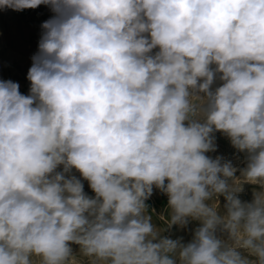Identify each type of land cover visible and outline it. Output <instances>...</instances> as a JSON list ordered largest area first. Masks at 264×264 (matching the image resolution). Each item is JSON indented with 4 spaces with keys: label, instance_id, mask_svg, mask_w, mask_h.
<instances>
[{
    "label": "clouds",
    "instance_id": "1",
    "mask_svg": "<svg viewBox=\"0 0 264 264\" xmlns=\"http://www.w3.org/2000/svg\"><path fill=\"white\" fill-rule=\"evenodd\" d=\"M41 5L28 95L0 80V264H264V0H0Z\"/></svg>",
    "mask_w": 264,
    "mask_h": 264
},
{
    "label": "rangeland",
    "instance_id": "2",
    "mask_svg": "<svg viewBox=\"0 0 264 264\" xmlns=\"http://www.w3.org/2000/svg\"><path fill=\"white\" fill-rule=\"evenodd\" d=\"M53 13L50 8L41 5L36 9H26L16 12L11 9L0 10V80H12L19 84V90L22 94L28 95L30 82L27 80L28 69L31 67V57L38 50V41L42 32L41 24L48 20ZM218 149L215 153L208 155H223L232 160L238 168L244 167L243 154L237 153L231 146L229 140L220 133L216 134ZM79 176L78 173H76ZM239 176V172L237 173ZM84 191L92 196L94 193L88 186L87 181H83ZM254 185H244V192L240 193V198L245 201L252 199ZM223 197H220V203L223 204ZM150 209L155 210L153 221L158 226L163 224L158 217L164 215L167 217V196L159 190L154 189L153 195L147 201ZM198 222L189 225V230L179 229L176 226L172 228L173 238L182 236L187 242L191 239L190 229L197 226ZM167 234V233H166ZM77 249L78 246H73Z\"/></svg>",
    "mask_w": 264,
    "mask_h": 264
}]
</instances>
